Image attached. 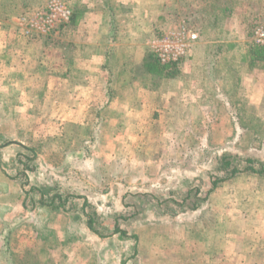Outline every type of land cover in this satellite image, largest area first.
<instances>
[{"label": "rangeland", "instance_id": "1", "mask_svg": "<svg viewBox=\"0 0 264 264\" xmlns=\"http://www.w3.org/2000/svg\"><path fill=\"white\" fill-rule=\"evenodd\" d=\"M53 1L69 20L45 30ZM89 4L0 0L1 31L37 43L69 38ZM168 17L148 39L181 22L198 37L175 62L159 63L150 46L143 63L134 54L135 78L158 89L139 116L126 117L116 99L114 113L97 109L90 123H64L54 90L46 108L40 100L26 108L25 93L17 106L0 90V264H205L208 245H226V257L238 234L252 230L253 241L255 230L264 232V175L245 171L264 169V0H177ZM37 81L16 86L34 90ZM223 156L243 171H219ZM45 196L50 208L38 204Z\"/></svg>", "mask_w": 264, "mask_h": 264}, {"label": "crops", "instance_id": "2", "mask_svg": "<svg viewBox=\"0 0 264 264\" xmlns=\"http://www.w3.org/2000/svg\"><path fill=\"white\" fill-rule=\"evenodd\" d=\"M176 1L88 0L89 6L93 8L83 12V17L75 25L71 37L65 38L57 34L56 37L49 38V41L41 38L39 43L31 37L10 33L6 36L1 31L5 29L0 23V90L5 91L3 95L8 99L19 101L25 93L26 108L33 105L32 101L39 100L45 108L48 107L51 103L47 90H54V106L57 108L61 105L59 118L64 123H90L94 121L97 109L99 115L101 111H107V114L113 111L111 107L117 104L116 99L123 101L119 103L124 104L122 108L126 117L141 115L144 107L150 103L144 100L149 95L152 96L149 100L155 99L153 96L158 89L149 87L146 82L140 83L130 66L136 57L134 54L139 53L141 63L144 58L151 56L148 53L150 47L152 50L154 41L158 39H148L149 33L154 27L162 29L169 18L168 12L176 8ZM104 6H117L121 12L120 20L109 19V12L105 11ZM125 20L131 21L130 28ZM116 22L120 28L127 27L128 33H119L111 38L110 24ZM141 69L146 76L153 77L152 68L149 70L141 65ZM33 80H39L43 85L34 90L25 84L22 87L16 86L17 83ZM32 90L33 94H29ZM183 90L186 92L185 86ZM15 105L20 106L17 100ZM18 121L19 118L10 120L14 124ZM260 228L263 229L264 225ZM250 232L246 235L238 234V246L233 245L232 252L226 257L224 251L229 249L226 245H208L204 258L210 259L205 264H225L228 259L231 264H264V232L258 233L255 230L253 241L248 237ZM218 233L223 239L222 229L218 231L216 228L215 234ZM246 242L253 243L249 244L248 250L245 248Z\"/></svg>", "mask_w": 264, "mask_h": 264}, {"label": "built area", "instance_id": "3", "mask_svg": "<svg viewBox=\"0 0 264 264\" xmlns=\"http://www.w3.org/2000/svg\"><path fill=\"white\" fill-rule=\"evenodd\" d=\"M69 10L62 7L57 2L53 1L49 6L48 15L43 21V27L46 30L54 22H67L69 20ZM185 22L181 24L174 31H171L166 36L157 41H154L152 50L161 64L175 62L181 59L188 48L189 43L197 40V33L189 30Z\"/></svg>", "mask_w": 264, "mask_h": 264}, {"label": "trees", "instance_id": "4", "mask_svg": "<svg viewBox=\"0 0 264 264\" xmlns=\"http://www.w3.org/2000/svg\"><path fill=\"white\" fill-rule=\"evenodd\" d=\"M103 7V6H102ZM104 8L106 9L105 11H107V12H109L108 13V16H109V18L111 19V20H113V21H116V19H115V15H116V10H118V8H112L111 6H104ZM75 14H77V16H78V12L76 11H74L73 12V15L72 16H74ZM81 15V14H80ZM79 15V16H80ZM110 27H111V32H112V35H111V38L113 37V38H115L118 34H119V29H120V27L118 26V22H116V23H112V25L110 24ZM126 34V33H125ZM156 60V59H155ZM156 62H157V60H156ZM158 63V62H157ZM154 67V66H153ZM239 126L242 128V129H247L246 128V126L245 125H243L241 122L239 123ZM230 158H231V156H223L222 157V160H221V166H220V168L218 169L219 171H222V172H226V173H228V175H230V176H234L235 174H237V173H239V172H241V171H243V170H239V169H237L235 166H233L231 163H230ZM247 163H251L250 162V160H247ZM25 169H27V170H30V171H33L34 170V168L33 167H30V166H26L25 167ZM245 171H250L251 173H259V174H262V175H264V169H261V170H255L254 168H252V167H247V168H245ZM23 173H25V172H23ZM224 179H226V178H220V179H216L215 181H213L212 182V187H211V189L209 190V193L210 192H212L216 187H217V185H218V183H220V182H222ZM196 192H198V190L196 189ZM53 197V200L51 201V203L53 202V201H55V199H57V198H61V196L60 195H58L57 194V196H52ZM188 197L189 196H187V198H185V200L183 201V202H186L187 200H188ZM45 198V199H44ZM43 199L41 198L39 201H38V204L41 206V207H43V206H45V207H47V208H50V207H48V206H50L49 204L50 203H48V202H46V196L44 197ZM68 199V197H65V200L64 201H66ZM86 203V202H85ZM64 206V202L62 201L61 202V204H59L57 207H53L52 209H54V210H56V209H58V208H60V207H63ZM199 208V203H196V204H194V206L191 208V210H197ZM88 224V227H89V229L92 231V232H94V233H97L95 230H94V228L92 227V222H88L87 223ZM114 233H117V234H120L121 236H125L126 235V231L125 230H121L117 225H115L114 226Z\"/></svg>", "mask_w": 264, "mask_h": 264}]
</instances>
